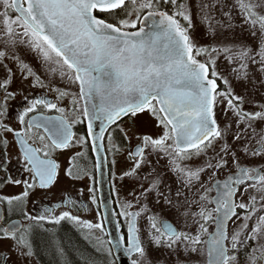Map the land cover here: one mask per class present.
Wrapping results in <instances>:
<instances>
[{
    "label": "snow or ice",
    "instance_id": "6c2138e0",
    "mask_svg": "<svg viewBox=\"0 0 264 264\" xmlns=\"http://www.w3.org/2000/svg\"><path fill=\"white\" fill-rule=\"evenodd\" d=\"M17 75L71 108L24 94ZM106 166L134 182L120 211L82 220L71 196L58 215L26 211L33 193L86 178L99 208ZM0 208L23 217L0 215V264H33L38 228L64 257L45 228L62 221L103 264L114 250L130 264H264V0H0Z\"/></svg>",
    "mask_w": 264,
    "mask_h": 264
},
{
    "label": "flooded vegetation",
    "instance_id": "af4514ba",
    "mask_svg": "<svg viewBox=\"0 0 264 264\" xmlns=\"http://www.w3.org/2000/svg\"><path fill=\"white\" fill-rule=\"evenodd\" d=\"M15 88L21 89L23 88V92L26 95H30L33 97L39 96H47L53 103H58V106L64 107L66 110L71 108L70 98H66L63 101H56L55 93L51 92L47 88H31L25 82L19 79V75H17V79L14 85ZM24 106V101L22 96H18L16 100L11 102V111L10 114L14 115L19 112ZM246 108H251V105H246ZM46 115H51L53 117L61 115L55 110L45 111ZM80 133L85 131V127L83 125H78L76 129H74ZM135 139L132 141L133 147L135 146ZM127 146H125L124 150V158L127 156ZM109 159L111 156L109 155ZM108 167V166H107ZM14 174L16 173V169H13ZM108 176H109V186L112 197V204L114 208V212L120 211L117 204L116 190L113 189V184L117 185V180L111 179V170L108 167ZM95 188H96V197L98 204L100 205L99 200V192H98V183H97V172L95 173ZM91 182L86 178L83 181H77L69 183H61L60 187L55 189L52 192L44 193V192H36L33 193L28 202L26 211L29 213L36 215L39 212L43 211L45 207H53L54 214H59L64 210H68L67 207H55V205L61 203L62 196H71L76 198L79 202L88 205L87 209H81L80 211L73 210L74 215H79L82 220H87L92 223L98 222L102 218L101 207L97 208L95 205L90 203L88 199V186ZM83 189V195H80V190ZM21 191L20 188H10L8 189V194H18ZM215 194V193H214ZM70 207V206H68ZM0 215L5 216L4 223H10L12 220L20 221L23 217L17 213L12 215L11 217L7 216V211L5 208H0ZM121 223H123V218H119ZM45 228H48L51 233H55V241L56 243L62 242L63 247L66 249V253L64 257L54 256L53 248L49 246L48 239L49 233H45L42 229H37L36 234L34 236V243L37 251V255L33 258V264H57L59 261L60 264H64L65 261L68 264H84L85 259H92L96 261V264H103V255L97 253L93 246L92 241L86 240L84 238V234L82 231L78 230L72 222L70 221H62L59 226L45 225ZM106 228V224H105ZM107 230V229H106ZM86 231V230H85ZM126 232V228L123 229ZM7 248V245H4ZM115 260V258H114ZM115 264L116 260H115Z\"/></svg>",
    "mask_w": 264,
    "mask_h": 264
},
{
    "label": "water",
    "instance_id": "95a60500",
    "mask_svg": "<svg viewBox=\"0 0 264 264\" xmlns=\"http://www.w3.org/2000/svg\"><path fill=\"white\" fill-rule=\"evenodd\" d=\"M97 183L101 212L102 216H104L108 213L114 212L107 166L103 169L102 172H97ZM106 229L108 232L112 233L113 236H115V221H113L112 223H106ZM114 258L117 264H130V259L126 255H124L122 250H114Z\"/></svg>",
    "mask_w": 264,
    "mask_h": 264
},
{
    "label": "rangeland",
    "instance_id": "374dc122",
    "mask_svg": "<svg viewBox=\"0 0 264 264\" xmlns=\"http://www.w3.org/2000/svg\"><path fill=\"white\" fill-rule=\"evenodd\" d=\"M144 132H149V129H143ZM118 160L121 162H124L126 159L124 158V156H119ZM155 162V161H154ZM166 161L165 160H160V163L158 165V168L161 172L164 171V165H165ZM123 163H121L120 167H118L116 169L117 174H119L120 172V168L123 167ZM221 179L223 177H220ZM167 180L170 181L171 177H166ZM116 181V180H115ZM117 185H116V197L117 200H123L124 198H128L131 199V196L129 195V192L132 191L134 189V182L130 181V180H125V181H120L117 180ZM118 190V192H117ZM212 195H214V192L212 193ZM250 243V242H249Z\"/></svg>",
    "mask_w": 264,
    "mask_h": 264
}]
</instances>
